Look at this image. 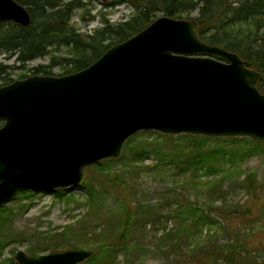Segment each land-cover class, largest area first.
<instances>
[{
	"label": "water",
	"instance_id": "1",
	"mask_svg": "<svg viewBox=\"0 0 264 264\" xmlns=\"http://www.w3.org/2000/svg\"><path fill=\"white\" fill-rule=\"evenodd\" d=\"M31 24L26 6L0 0V22ZM263 74L210 44L193 20L162 15L89 66L0 86V207L23 191L75 189L85 169L119 158L140 131L249 137L264 143ZM87 249L31 255L19 264H78Z\"/></svg>",
	"mask_w": 264,
	"mask_h": 264
},
{
	"label": "rangeland",
	"instance_id": "2",
	"mask_svg": "<svg viewBox=\"0 0 264 264\" xmlns=\"http://www.w3.org/2000/svg\"><path fill=\"white\" fill-rule=\"evenodd\" d=\"M79 1L81 5L74 9L71 23L84 34L93 33L103 27L106 21L117 24L128 20L135 12L134 3L130 0L120 3L118 0ZM198 10L199 7L185 12L181 19L196 23L192 18L198 15ZM162 15L159 12L157 17ZM66 50L65 47L57 51L52 48L48 54L35 57L24 64L17 62L13 55L1 53L0 63L10 66L9 77L13 82L35 75L33 68L49 64L53 56L61 58L70 55ZM66 70V66L61 63L53 68L51 75L68 74ZM263 81L264 79L261 82ZM1 125L3 121H0ZM178 135L143 131L133 139V145L151 142L169 152L171 148L181 144L176 138ZM126 143L127 141L120 157L113 158L116 161L108 164L112 172L120 174L126 182L112 183L110 175L104 173L106 171L101 172L91 166L85 169L84 182L75 189L65 188V193L61 194L58 193L60 189L23 191L0 207L6 209L7 216L6 222L2 223L0 215V262L11 264L9 259L15 258L18 250L29 254L34 249L40 250V254L52 252L50 244L56 237L54 235L63 232H68L69 236L57 239H63L60 249H87L92 254H98L101 243L116 238L121 232L125 212L118 198L125 197L133 210L130 255L119 250L116 259L111 254H107L105 258L98 255L93 261L86 259L78 264H194V249L191 248L194 245L193 218L180 209L185 206L184 203L194 202H213L217 206L213 214L221 222L222 228L225 227L218 231L217 239L211 241L210 245L216 241L227 244L241 243L244 240L247 249L253 251L251 257H258L255 262L249 258L234 256L228 262L220 261L216 264H264V220L253 223L260 215L264 217V148L251 151L249 144L224 142L226 148L235 149L239 155L235 159L236 166H231L229 162L226 165L231 172H221L225 177L214 193L206 184L200 187L203 191L199 187V191H195L194 182L174 176L173 164L168 157L159 158L152 151L137 159V152L133 151L137 147L125 150ZM251 171L257 173L260 183L256 195L250 194L244 183L246 174ZM218 175L220 178V174ZM206 179L202 177L201 180ZM89 182L96 185L100 192L91 201L85 186ZM204 191H209V194ZM102 233H110L111 237H102Z\"/></svg>",
	"mask_w": 264,
	"mask_h": 264
},
{
	"label": "trees",
	"instance_id": "3",
	"mask_svg": "<svg viewBox=\"0 0 264 264\" xmlns=\"http://www.w3.org/2000/svg\"><path fill=\"white\" fill-rule=\"evenodd\" d=\"M16 1L29 10L31 24L22 26L12 21H1L0 54L13 55L15 60L22 64L35 57L48 54L52 48L57 51L65 47L70 54L61 58L53 56L49 64L37 65L33 68L35 74L51 75L53 68L61 63L66 66V73L81 70L98 59L112 45L142 30L158 16L159 12L173 18H184L185 12H191L199 7L198 15L192 19L198 25L200 37L210 44L238 53L264 76V0H199L198 2L195 0H130L134 3L135 12L128 20L117 24L106 21L103 27L91 34L80 33L78 28L71 23L74 9L81 5L79 0ZM123 1L126 0H118L119 3ZM9 69V65L0 63V86L13 80L9 77ZM258 87L264 92V81L260 82ZM140 133L143 131L132 135L127 140L125 150L136 146V150L133 151L137 152V159L152 151L156 152L159 158L168 157L170 163L173 164V175L184 181L194 182L195 191H199V188L206 184L210 191L216 193L225 177V174L221 172L226 171V174L231 172L230 168H226L228 162L231 166H236L235 159L239 153L233 148H226L224 142H243L251 146V151L264 148L263 142H256L248 137H208L183 133L176 136L181 144L171 148L168 152L162 150L158 144L151 142L145 145L143 143L133 145V139ZM113 161L116 160L107 158L94 164L92 168L101 172L106 171L104 173L110 175L112 183L126 182L120 174L113 173L109 168L108 164ZM202 177L207 179L202 181ZM244 183L250 194H257L260 183L256 172L251 171L246 174ZM85 186L90 201L100 195L97 186L93 183H86ZM200 191H203L202 188ZM58 193H65V190L60 189ZM204 193L209 194V191H204ZM118 199L125 212L121 232L116 238L101 243L98 247V254L93 253L87 261L95 260L98 255L105 258L107 254L113 255L116 259L119 250L130 255L133 210L125 197ZM184 205L180 208L181 212L193 218L194 245L189 246L194 249V264L228 262L234 256L249 258L257 262L258 257L255 255L254 259L251 257L253 251L247 249L248 246L244 240L241 243L227 244L216 241L210 245L211 241L217 239L218 231L225 229L213 214L217 210L213 202L211 204L184 203ZM5 210V208H0L2 223L7 219ZM263 218V215H260L258 219L253 220V223L260 219L264 220ZM205 230L206 233H204ZM108 235L111 237L110 233L101 234L102 237L109 239ZM54 236L56 237L50 244L51 251L63 250L60 249V244L63 239L68 238L69 233L63 232ZM60 236L63 238L61 241L57 240ZM39 251L34 249L30 253L40 255L41 251ZM9 263L18 264L14 257L9 259ZM0 264H4V261Z\"/></svg>",
	"mask_w": 264,
	"mask_h": 264
}]
</instances>
